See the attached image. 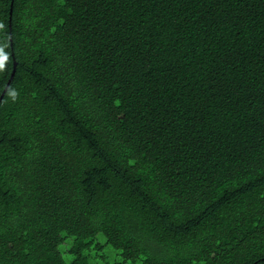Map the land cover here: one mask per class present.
Masks as SVG:
<instances>
[{
	"label": "trees",
	"instance_id": "obj_1",
	"mask_svg": "<svg viewBox=\"0 0 264 264\" xmlns=\"http://www.w3.org/2000/svg\"><path fill=\"white\" fill-rule=\"evenodd\" d=\"M14 60L0 264H264V0H0Z\"/></svg>",
	"mask_w": 264,
	"mask_h": 264
},
{
	"label": "water",
	"instance_id": "obj_2",
	"mask_svg": "<svg viewBox=\"0 0 264 264\" xmlns=\"http://www.w3.org/2000/svg\"><path fill=\"white\" fill-rule=\"evenodd\" d=\"M12 3H13V2H12ZM11 14H12V8H11V10H10V15H11ZM16 66H17V62H16V60H14V62H13V69H12V72H11V76H10V78H9V80H8V82H7V84H6L5 88H4V90H3L2 95L0 96V100L2 99L4 93L6 92L8 86H9V84H10V82H11V80H12L14 74H15Z\"/></svg>",
	"mask_w": 264,
	"mask_h": 264
}]
</instances>
